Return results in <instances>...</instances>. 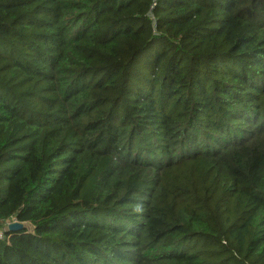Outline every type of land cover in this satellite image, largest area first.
<instances>
[{
  "label": "trees",
  "instance_id": "trees-1",
  "mask_svg": "<svg viewBox=\"0 0 264 264\" xmlns=\"http://www.w3.org/2000/svg\"><path fill=\"white\" fill-rule=\"evenodd\" d=\"M0 229V264H264V0H0Z\"/></svg>",
  "mask_w": 264,
  "mask_h": 264
},
{
  "label": "water",
  "instance_id": "water-1",
  "mask_svg": "<svg viewBox=\"0 0 264 264\" xmlns=\"http://www.w3.org/2000/svg\"><path fill=\"white\" fill-rule=\"evenodd\" d=\"M7 227L11 230H16V229H20L22 227V225L18 222H11L7 225Z\"/></svg>",
  "mask_w": 264,
  "mask_h": 264
},
{
  "label": "built area",
  "instance_id": "built-area-1",
  "mask_svg": "<svg viewBox=\"0 0 264 264\" xmlns=\"http://www.w3.org/2000/svg\"><path fill=\"white\" fill-rule=\"evenodd\" d=\"M12 220H13V222H15L14 219H12ZM12 220H11V221H12ZM11 221H8V222H7V225L9 224V222L11 223ZM2 236H3V232H2V230L0 229V238H1Z\"/></svg>",
  "mask_w": 264,
  "mask_h": 264
},
{
  "label": "rangeland",
  "instance_id": "rangeland-1",
  "mask_svg": "<svg viewBox=\"0 0 264 264\" xmlns=\"http://www.w3.org/2000/svg\"><path fill=\"white\" fill-rule=\"evenodd\" d=\"M11 220H12V219H11ZM11 220H10V221H11ZM11 222H13V220H12ZM9 223H10V222H9ZM26 227H28V225H26Z\"/></svg>",
  "mask_w": 264,
  "mask_h": 264
}]
</instances>
